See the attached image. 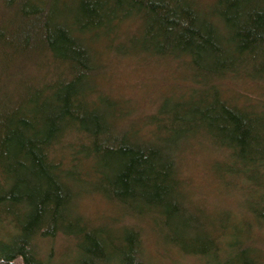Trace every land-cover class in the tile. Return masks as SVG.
Masks as SVG:
<instances>
[{
	"label": "trees",
	"instance_id": "1",
	"mask_svg": "<svg viewBox=\"0 0 264 264\" xmlns=\"http://www.w3.org/2000/svg\"><path fill=\"white\" fill-rule=\"evenodd\" d=\"M199 2L0 0V264H154L142 219L203 264H264L247 225L190 209L176 155L193 136L225 150L230 161L217 171L259 193L249 212L264 229V109L237 107L221 86L242 75L264 82V0ZM128 21L143 32L140 44L128 43L130 32L115 41ZM106 37L116 56L182 60L194 71L202 96L168 111L172 147L155 131L142 140L124 128L123 104L98 87L106 64L95 47ZM79 191L103 195L133 222L85 218L74 207ZM57 240L67 245L56 261Z\"/></svg>",
	"mask_w": 264,
	"mask_h": 264
},
{
	"label": "rangeland",
	"instance_id": "2",
	"mask_svg": "<svg viewBox=\"0 0 264 264\" xmlns=\"http://www.w3.org/2000/svg\"><path fill=\"white\" fill-rule=\"evenodd\" d=\"M198 1L202 6H208L213 0ZM138 29L139 25L136 21L124 23L120 31L114 35L115 41L116 38L122 39L125 33L130 32L134 34L128 39V43L140 44L144 37L142 31L137 32ZM114 38L106 37L105 43L95 47L102 53L99 55L101 62L106 64L102 76L97 81L98 87L104 94L123 104L124 111L121 112L123 119L120 122L122 124L124 122V128L128 125L135 127L142 140H152L155 131L159 136L156 135L157 139L162 140L161 144L166 148L172 147V144L167 142L175 132H165V127L171 126L169 124L174 120L175 114L167 115L168 111L175 109L176 106L198 104L199 97L202 96L201 87H196L193 81L194 71L182 60L177 62L168 58H149L134 53L129 56H116L109 49V43L114 42ZM151 49L150 47L149 52L154 54L156 51ZM221 86L226 98L237 107H247L252 104L256 110L264 109L263 81L255 82L245 79L242 75L236 79L227 77L222 81ZM164 111L165 114H158ZM180 115L187 117L186 110H181ZM155 116L162 121L152 124L151 119ZM181 143L182 147L176 154L177 167L184 181L186 202L190 209L199 207L206 217L218 225L233 223L241 230L247 225L246 228L249 230L245 235L249 237L248 241L262 253L264 258V229L259 223H255L249 212L259 207L257 206L261 201L258 197L259 193L247 195L241 177L220 176L217 166L224 161L229 162V154L216 147L208 138L193 136ZM74 207L85 218L97 224L133 222L131 216L124 215L123 208L92 191H79L76 194ZM137 222L143 233L145 251L152 263L203 264L199 259L184 255L157 238V230L150 220L142 219ZM66 245L60 240L54 242L53 254L56 261L62 258L61 254Z\"/></svg>",
	"mask_w": 264,
	"mask_h": 264
}]
</instances>
